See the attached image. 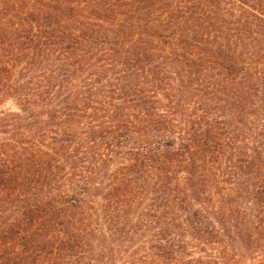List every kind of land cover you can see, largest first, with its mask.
I'll use <instances>...</instances> for the list:
<instances>
[{"label": "trees", "instance_id": "16d2710c", "mask_svg": "<svg viewBox=\"0 0 264 264\" xmlns=\"http://www.w3.org/2000/svg\"><path fill=\"white\" fill-rule=\"evenodd\" d=\"M6 1L0 105L14 107H0V259L16 255L11 244L21 256L53 250L58 234L90 241L99 212L113 240L148 233L168 264L187 235L226 261L256 240L264 0ZM218 171L231 187L215 199L204 177ZM136 190L153 193L155 215L132 224Z\"/></svg>", "mask_w": 264, "mask_h": 264}, {"label": "rangeland", "instance_id": "374dc122", "mask_svg": "<svg viewBox=\"0 0 264 264\" xmlns=\"http://www.w3.org/2000/svg\"><path fill=\"white\" fill-rule=\"evenodd\" d=\"M26 1H28V4H31L34 0H23V2ZM0 2L7 3L9 1L0 0ZM11 3L9 2L8 8H11ZM16 35L17 32L12 41L19 38ZM13 43L15 45V42ZM9 48V45L5 44L3 50H9ZM18 68L19 65L17 70ZM0 107L10 109L14 107V104L11 99H8ZM117 166L119 165L114 164L110 168L114 171ZM200 174L202 176L203 174L205 175L202 171ZM206 174L204 178L207 192L215 199L222 192L226 193L229 191L231 186L225 183V177H223L220 171H218L217 175ZM255 182L258 185L262 184L264 186V181L261 184L258 180H255ZM216 188L221 189L220 194L216 192ZM132 197H134V201L136 202L133 208V214H131L132 224H135L141 218L144 223L146 213L155 215L150 212L154 205L153 193L136 190L132 194ZM246 201H250V199L246 198ZM250 206V204H246L249 220L255 218L254 215L256 214L255 212L251 214ZM86 211H90V209H86ZM263 211L264 209L262 210L260 218L264 216ZM99 214L101 213H94V217L91 220L90 231H93V233L90 241L85 240L84 232L77 231L78 240L71 246L66 242L67 240H65L63 235L58 234L52 239L53 250L42 248L34 249L26 251L24 256H21L24 252L16 249L15 244H11L8 246L7 251L16 255H11L10 258H1L0 264H29V262L30 264H168L170 259L163 256V251L158 249L159 245L154 242H147L149 239L147 237L148 233L142 234L141 236H128V238L122 235L113 240L110 233L102 227L103 217ZM157 224L148 223L147 229L152 231ZM254 236L256 240H248L244 245L245 247L229 249L230 260L226 261V257H224V260L220 258V260H223L222 264H264V228L256 229ZM101 237H104L106 240L105 246H102L99 241ZM186 241L188 242V249L181 256V259L175 258L176 264H188L189 261L195 264H216V262L220 261L218 260V256L221 257V255L214 246L194 241L190 235L186 236Z\"/></svg>", "mask_w": 264, "mask_h": 264}]
</instances>
